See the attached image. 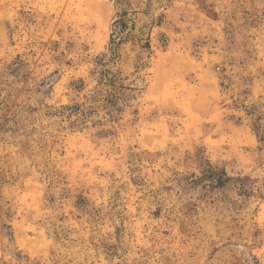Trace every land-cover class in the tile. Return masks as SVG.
<instances>
[{
  "label": "rangeland",
  "instance_id": "374dc122",
  "mask_svg": "<svg viewBox=\"0 0 264 264\" xmlns=\"http://www.w3.org/2000/svg\"><path fill=\"white\" fill-rule=\"evenodd\" d=\"M0 264H264V0H0Z\"/></svg>",
  "mask_w": 264,
  "mask_h": 264
},
{
  "label": "trees",
  "instance_id": "16d2710c",
  "mask_svg": "<svg viewBox=\"0 0 264 264\" xmlns=\"http://www.w3.org/2000/svg\"><path fill=\"white\" fill-rule=\"evenodd\" d=\"M223 175L227 177L226 173H224ZM224 176H223V177H224ZM219 182H221V181H219Z\"/></svg>",
  "mask_w": 264,
  "mask_h": 264
}]
</instances>
